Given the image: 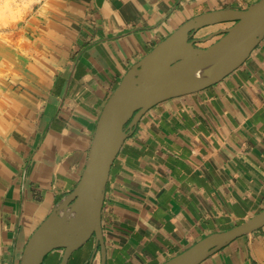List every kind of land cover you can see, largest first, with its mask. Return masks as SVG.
Masks as SVG:
<instances>
[{
	"label": "crops",
	"instance_id": "obj_1",
	"mask_svg": "<svg viewBox=\"0 0 264 264\" xmlns=\"http://www.w3.org/2000/svg\"><path fill=\"white\" fill-rule=\"evenodd\" d=\"M256 1L43 0L0 40V264H21L79 183L128 70L190 18ZM230 23L199 28L196 44ZM263 209L264 39L222 80L143 114L110 170L104 247L93 236L68 264H161ZM199 264H264V225Z\"/></svg>",
	"mask_w": 264,
	"mask_h": 264
},
{
	"label": "water",
	"instance_id": "obj_2",
	"mask_svg": "<svg viewBox=\"0 0 264 264\" xmlns=\"http://www.w3.org/2000/svg\"><path fill=\"white\" fill-rule=\"evenodd\" d=\"M233 23L207 47L193 38L199 28ZM264 39V0L246 9H219L185 21L134 64L107 101L88 160L74 190L48 215L25 246L21 264H42L64 249L61 264L93 236L104 247L102 209L111 167L126 138L154 105L210 86L233 72ZM264 225V209L243 223L212 233L161 264H199L239 236Z\"/></svg>",
	"mask_w": 264,
	"mask_h": 264
},
{
	"label": "rangeland",
	"instance_id": "obj_3",
	"mask_svg": "<svg viewBox=\"0 0 264 264\" xmlns=\"http://www.w3.org/2000/svg\"><path fill=\"white\" fill-rule=\"evenodd\" d=\"M42 2L43 0H0V40H12L15 31L21 27L24 20L29 17ZM90 242V240L87 241L81 247L86 248L85 254L90 251ZM63 256L64 251L57 248L47 254L45 262L48 264H61ZM91 257L92 255H90V258Z\"/></svg>",
	"mask_w": 264,
	"mask_h": 264
}]
</instances>
